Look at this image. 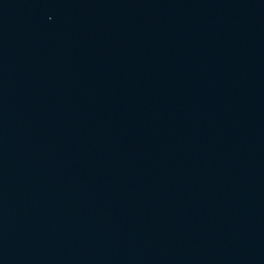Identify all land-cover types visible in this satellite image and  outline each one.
<instances>
[{"label": "water", "instance_id": "obj_1", "mask_svg": "<svg viewBox=\"0 0 264 264\" xmlns=\"http://www.w3.org/2000/svg\"><path fill=\"white\" fill-rule=\"evenodd\" d=\"M0 264H264V0H0Z\"/></svg>", "mask_w": 264, "mask_h": 264}]
</instances>
